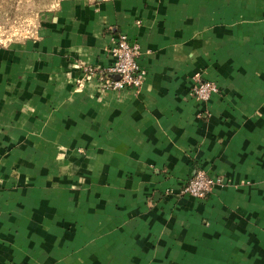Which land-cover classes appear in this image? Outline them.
<instances>
[{
	"label": "crops",
	"instance_id": "obj_1",
	"mask_svg": "<svg viewBox=\"0 0 264 264\" xmlns=\"http://www.w3.org/2000/svg\"><path fill=\"white\" fill-rule=\"evenodd\" d=\"M120 33L144 79L101 90ZM0 264H264V0H85L0 43Z\"/></svg>",
	"mask_w": 264,
	"mask_h": 264
},
{
	"label": "built area",
	"instance_id": "obj_2",
	"mask_svg": "<svg viewBox=\"0 0 264 264\" xmlns=\"http://www.w3.org/2000/svg\"><path fill=\"white\" fill-rule=\"evenodd\" d=\"M111 63L99 70L98 87L101 90H137L144 79L145 70L138 63L140 46L131 41L126 34L116 36L110 47ZM91 72V68H83ZM117 76V77H114ZM219 90L214 81L203 80L194 76L190 94L199 102L208 101ZM214 183L222 184L223 180H214L203 169H198L186 182L183 192L194 198H204Z\"/></svg>",
	"mask_w": 264,
	"mask_h": 264
},
{
	"label": "rangeland",
	"instance_id": "obj_3",
	"mask_svg": "<svg viewBox=\"0 0 264 264\" xmlns=\"http://www.w3.org/2000/svg\"><path fill=\"white\" fill-rule=\"evenodd\" d=\"M85 0H0V43L42 34L55 13Z\"/></svg>",
	"mask_w": 264,
	"mask_h": 264
},
{
	"label": "water",
	"instance_id": "obj_4",
	"mask_svg": "<svg viewBox=\"0 0 264 264\" xmlns=\"http://www.w3.org/2000/svg\"><path fill=\"white\" fill-rule=\"evenodd\" d=\"M117 77V76H116Z\"/></svg>",
	"mask_w": 264,
	"mask_h": 264
}]
</instances>
